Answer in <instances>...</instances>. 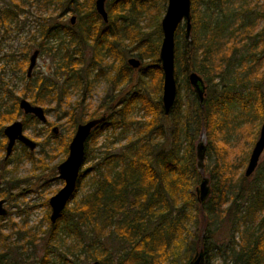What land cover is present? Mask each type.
Returning <instances> with one entry per match:
<instances>
[{"label": "trees", "instance_id": "1", "mask_svg": "<svg viewBox=\"0 0 264 264\" xmlns=\"http://www.w3.org/2000/svg\"><path fill=\"white\" fill-rule=\"evenodd\" d=\"M94 1L0 0L2 40L10 33L19 34L22 30L25 21H21L20 16H24L25 7H35L40 13L50 11L45 18L39 16L38 31L29 38L20 56L10 53L2 57L4 65H8L12 71L17 68L16 72L23 71L30 48L39 50L40 55L51 57L53 74L50 76L27 78L21 74L24 86L20 93L32 105L40 106L51 100L60 107L61 100L72 93L83 95L90 91L98 78L105 79L111 89H115L119 83L131 84L134 71L125 60L126 51L141 63L137 69L138 81L133 88L135 94L130 98L113 99L108 93L91 112L84 108L82 100L69 105V110L65 112L73 127L79 121L85 123L106 116L105 122L92 131L88 140L94 139L96 129L103 128L108 120L111 126H120L122 132L126 133L133 123L128 121L127 116L136 101L140 102V109L150 119L145 123L135 121V137L128 141L117 157L103 158L98 164L105 168V172L95 170L97 177L91 192L73 206L65 207L59 218L63 222L61 233L54 231L52 240L59 243L64 241V237L72 238L75 241L73 248L77 249L76 255L72 256L85 257L86 261H98L100 264H188L198 249L205 251V255L217 249L223 264H264V218L258 230H250L248 226L243 231L239 230L255 209H264L263 171L258 172L253 181L241 175L235 182L232 196L227 197L226 193L231 188L222 181L223 172L219 166H215L209 174L211 194L203 207L195 194L201 178L196 169L195 146L200 141L201 132L205 135L204 154L207 156L214 150L217 130L222 121H226L229 104H239L245 113L250 111L248 108H252V114L258 117L259 123L263 122L264 95L259 90V83L256 87L258 98L251 104L249 96L237 95V89L231 93L236 87H244L234 77L232 84L222 86L216 102L208 99L201 108L196 98H193L194 109L183 114V121L175 102L169 113L172 119L170 147L159 148L161 140L165 138L161 123L165 115L161 105L162 71L158 51L162 38L160 21L167 0H107L106 24L95 11ZM190 1V36L185 38V27L181 34L178 27L174 37L175 78L181 72L188 86L187 77L191 71L210 81L211 76L208 78V75L218 68L214 58L221 54L214 43H219L220 36L227 28L200 23L195 10L197 1ZM224 2L207 0V10L219 11ZM151 8H154V15L148 17V9ZM68 13L77 15L75 28L63 21ZM260 16L264 19V11ZM144 17H148L149 23L142 25ZM200 30L209 32L203 46L198 35ZM258 34V40L252 46H258L259 54L264 56V26ZM178 37L183 41V48ZM87 48L90 49L88 57L85 54ZM109 58L118 62L117 66L105 64ZM232 61L227 62L230 68L226 67L217 76L223 82L230 79L228 73ZM237 62L242 63V59ZM95 70H98L96 74ZM8 87V83L0 76V93L10 95L8 98L13 99L14 94ZM149 91L151 97L147 95ZM18 99L15 98L11 108L0 106V150L4 149L6 143L4 127L14 121L20 112ZM81 107L84 110L77 116L76 111ZM27 119L37 123L33 117H24V129L28 126ZM73 133L74 130L61 149L64 154L68 153ZM86 143L84 161L90 153ZM21 148L27 156H31L23 146ZM7 161L3 158L0 165L7 164ZM83 175L79 173L78 181ZM16 186L12 184L11 188ZM0 197H6L5 193ZM228 198H231L229 204ZM239 200H244L246 207L241 208L237 203ZM228 216L233 223L231 240L227 247L217 248L213 239L214 231ZM112 234L123 244L114 257L112 251L103 244L104 237ZM237 235L239 240L235 241Z\"/></svg>", "mask_w": 264, "mask_h": 264}, {"label": "rangeland", "instance_id": "2", "mask_svg": "<svg viewBox=\"0 0 264 264\" xmlns=\"http://www.w3.org/2000/svg\"><path fill=\"white\" fill-rule=\"evenodd\" d=\"M196 1L195 10L200 23H207L209 27H214L215 25H218L220 28L227 27L223 31L222 36H220L219 43H214L218 51L221 52L220 55L214 58V64L218 68L208 75V78L211 76L210 81L200 76L205 85V102L208 99L216 102V97L219 98L221 95L222 86L232 84L234 77H237V81L240 80L244 84V87H236L231 90V93L237 89V92H239L237 95L249 96V101L252 104L258 98V91L256 89L258 83L259 90L264 95V86L262 84L264 56L259 54L260 48L258 46H252L254 41L258 40L257 35L261 33L264 26V19L260 16L264 11V0H225L221 10L213 12L207 10V0ZM166 5L167 2L164 5L165 9ZM24 9L25 17L20 16V19L21 21H25V24L19 34L10 33L5 40H2L0 35V76L8 83L9 91L14 94V98L11 99L8 98L10 95L5 96L0 93V106L4 105L3 107L7 109L11 108L16 97L19 98L18 101L20 99L29 101V99L23 98L20 93L24 86V81L21 77L26 76L29 57L34 51H38V56L30 77H35L36 75L50 76L53 74L51 57L40 55L39 50L36 48H30L27 55L28 62L22 72L20 70L16 72L17 68L12 71L8 65H4L2 57L10 53L16 57L20 56L24 52L23 50L29 38L38 31L39 16L45 18L50 14V11H42L40 13L35 7H25ZM164 12L162 11V16ZM147 15L148 17L153 16L154 8L148 9ZM72 16L75 17V21L71 26L75 28L78 23L76 14H66L63 21L70 24V17ZM148 17H144L142 25L149 23ZM179 27V33L181 34L184 32V24L181 23ZM198 35L203 46L206 38L209 36V32L200 30ZM178 39L180 40V47L183 48L181 37H178ZM85 54L87 57L90 55L89 48L85 50ZM124 57L126 61L129 58L138 60L136 57L130 56L127 51L124 52ZM231 59L233 63L242 59V63L237 62L234 63L235 65L232 63L228 73L230 79L227 82H223L217 76L226 67L230 68L227 66V62L231 61ZM105 64L117 66L118 62H113L109 58ZM106 67L104 66V68ZM133 71V74H131V84L119 83L115 89H111L105 79L98 78V80L93 82L90 91L84 92L83 95L76 92L72 93L68 98L61 100L60 107L54 101H45L43 105H40L46 116V122L43 124L38 121L34 123L31 119H27L28 126L24 130V135L36 143V148L33 151H28L25 148L31 154L29 157L22 150V145L17 144L8 158L7 164L0 165V195L5 193L6 196L4 198L0 197V200L5 201L3 208L6 210V216L0 217V264L1 262L5 264L92 263V261H86L85 257L72 256L77 253V249L73 248L74 239L64 237L63 242L57 243L52 240L51 236L54 231L61 233L63 224L62 219H59L54 225L50 224V208L48 205L50 197L63 186V182L57 178L56 169L57 165L67 157V154L62 153L61 149L72 131L74 130L75 132L76 125L83 123L79 121L73 127L69 115L65 112L69 110V105H73L79 100H82L84 108L91 112L96 109L108 93L113 99L115 97L119 100L130 98L135 94V89L133 88L138 81L137 71ZM97 72L98 70H95L94 74ZM176 83L178 87L176 102L178 110H180L179 115L182 116L181 121H183V114L186 111L191 112L194 109L193 98H195V95L191 91V88L189 89V86L186 85L181 72L176 78ZM147 95L149 97L152 96L150 91ZM84 108L78 109L76 115H81ZM248 109L250 111L245 113L239 104H229L230 111L226 121H222L220 128L217 130L214 150L205 156L203 160L204 175L206 177L209 178V174L215 166H219L221 172H223L224 179L222 177V181L226 182L225 185L227 187L231 188L226 193L227 197L232 196L231 193L232 189L235 188L236 180L244 174L249 154L258 138V133L254 138L253 136L262 123H259L258 117L252 114L253 109ZM117 111L118 109L115 110V115ZM24 117L27 116H24L20 111L16 114L14 121L23 122ZM127 119L133 123L129 126L126 133L122 132L120 126H111V122L108 120L103 128L96 129L97 134L94 139L87 140L86 144L90 149V153L80 169V173L84 175L78 181L74 197L69 202L68 207L73 206L76 201H79L94 188L95 178L97 177L95 170L105 172L104 167L98 166L103 158L117 157L128 141L135 137L137 125L134 122L145 123L150 119V116L143 113L140 109V102L136 101ZM12 122L6 124V126ZM161 123L165 138L163 140L160 139L162 142H160L159 148L168 149L170 147V130L172 126L170 115L165 116V119ZM53 128H56V134L52 133ZM199 140L205 144L204 132H201ZM5 146L6 143L4 144V149L0 150V164L5 155ZM262 171L264 173V151L249 181H253L256 174ZM12 184H17V186L11 188ZM262 187L264 188V185ZM230 199L228 198V204L231 201ZM237 203L241 205V208L246 207L244 200H239ZM263 218L264 209H255L252 215L247 216L245 223L240 226L239 230L243 231L246 226L250 230H258ZM262 225V229H264V223ZM232 226L233 223L230 221L229 216L217 225L213 236L217 248L229 245ZM212 227L214 228V226ZM191 230L193 231V229ZM197 232L198 230H196V234ZM107 236L104 237L103 244L107 249L112 251L114 257L120 251L123 244L113 234ZM238 236H236L235 241L239 240ZM198 250L197 252H199ZM200 251L204 253L203 264H223V259L217 254V249L206 255L205 251ZM194 255L195 253L192 257Z\"/></svg>", "mask_w": 264, "mask_h": 264}, {"label": "water", "instance_id": "3", "mask_svg": "<svg viewBox=\"0 0 264 264\" xmlns=\"http://www.w3.org/2000/svg\"><path fill=\"white\" fill-rule=\"evenodd\" d=\"M105 0H96L94 3L95 11L102 18L104 22L108 21L107 13L104 8ZM75 17H70V24L73 25ZM184 23L185 26V38H189L191 30V1L190 0H167L165 12L160 21L161 29V43L158 51V61L162 71V94L161 105L162 111L165 116L169 115L172 110L177 97V83L175 78V32L178 26ZM38 51L29 57V64L27 67L26 76L30 78L31 72L36 64ZM127 64L133 70L140 67L139 60L129 58ZM188 83L193 91L198 105L202 108L205 104V85L203 79L197 73L191 71L188 73ZM262 84L264 86V76L262 78ZM19 109L25 115H32L39 122L45 123L46 116L44 110L40 106L32 105L26 99H20L18 102ZM106 116L102 115L99 118L91 119L85 123H80L76 126L73 137L68 144V153L64 161L57 166V178L63 181V186L48 200L50 207L49 222L55 224L60 218L65 207L72 199L77 186L80 169L84 163L85 143L90 137L92 131L104 123ZM56 128L52 129V133L56 134ZM3 135L7 140L5 146L4 159L7 160L14 149L16 144H21L29 151H33L36 148V143L30 138L26 137L23 132V125L20 121H14L7 125L3 129ZM264 151V121L261 123L258 138L254 143L251 152L248 157V162L244 170V177L250 178L257 168L260 156ZM205 144L200 141L195 146L196 154V169L201 174L200 182L195 188V194L201 207L211 194L209 178L204 175L203 160L205 157ZM5 201L0 200V217L6 216V210L3 208ZM204 253L199 251L195 253L194 257L188 264H203ZM90 264H100L98 261H94Z\"/></svg>", "mask_w": 264, "mask_h": 264}, {"label": "flooded vegetation", "instance_id": "4", "mask_svg": "<svg viewBox=\"0 0 264 264\" xmlns=\"http://www.w3.org/2000/svg\"><path fill=\"white\" fill-rule=\"evenodd\" d=\"M95 1H96V0H95ZM95 1H94V3H95ZM106 2H107V0H105L104 8H106ZM105 11H106V9H105ZM106 13H107V12H106ZM101 19H102V18H101ZM102 21H103V20H102ZM103 22H104V21H103ZM104 23L106 24L107 22H104ZM183 24H184V23H183ZM180 25H181V24H180ZM180 25H179V26H180ZM179 26H178V27H179ZM184 27H185V26H184ZM18 102H19V101H18ZM34 106H37V105H34ZM18 109H19V107H18ZM19 110H20V109H19ZM20 111H21V110H20ZM21 112H22V111H21ZM22 114H23V112H22ZM23 115H24V116H27V117H29V116H30V117H33V116L30 115V114H29V115H25V114H23ZM33 118L36 119L35 117H33ZM36 120H37V119H36ZM37 121H38V120H37ZM38 122H39V121H38ZM21 123H22V125H23V122H21ZM39 123H41V122H39ZM42 124H43V123H42ZM24 130H25V129H24V126H23V132H24ZM6 143H7V140H6ZM16 145H17V144H16ZM16 145H15V146H16ZM19 145H21V144H19ZM15 146H14V147H15ZM22 146H23V145H22ZM23 147H24V146H23ZM24 148H25V147H24ZM26 149H27V148H26ZM28 151H29V150H28ZM57 166H58V165H57ZM56 169H57V167H56ZM57 176H58V173H57ZM61 181H62V180H61ZM62 182H63V181H62ZM68 204H69V203H68ZM49 208H50V207H49ZM58 220H59V219H58ZM58 220H57V222H58ZM57 222H56V223H57ZM56 223H55V224H56ZM50 224H51V223H50ZM51 225H54V224H51Z\"/></svg>", "mask_w": 264, "mask_h": 264}]
</instances>
